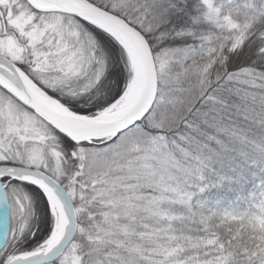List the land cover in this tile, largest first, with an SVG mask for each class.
Segmentation results:
<instances>
[{
  "label": "snow or ice",
  "instance_id": "snow-or-ice-1",
  "mask_svg": "<svg viewBox=\"0 0 264 264\" xmlns=\"http://www.w3.org/2000/svg\"><path fill=\"white\" fill-rule=\"evenodd\" d=\"M0 264H264V0H0Z\"/></svg>",
  "mask_w": 264,
  "mask_h": 264
}]
</instances>
